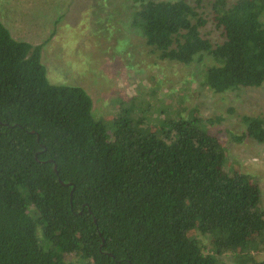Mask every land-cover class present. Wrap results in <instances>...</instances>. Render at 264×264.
<instances>
[{"label": "trees", "instance_id": "16d2710c", "mask_svg": "<svg viewBox=\"0 0 264 264\" xmlns=\"http://www.w3.org/2000/svg\"><path fill=\"white\" fill-rule=\"evenodd\" d=\"M211 12L219 44L202 36L206 20L185 0H142L130 24L162 60L209 56L200 83L213 93L261 86L264 0H214ZM42 47L0 20V264H65L67 255L81 264H226L224 252L264 264L250 254L264 249L261 190L223 171L211 120L192 109L144 127L131 99L106 124L83 87L49 82ZM241 120L234 139L264 142L262 117Z\"/></svg>", "mask_w": 264, "mask_h": 264}, {"label": "rangeland", "instance_id": "374dc122", "mask_svg": "<svg viewBox=\"0 0 264 264\" xmlns=\"http://www.w3.org/2000/svg\"><path fill=\"white\" fill-rule=\"evenodd\" d=\"M142 0H0V20L18 40L43 43L41 61L52 84L83 87L93 102V115L109 124L120 103L134 99L142 126L155 128L166 116H186L192 109L217 134L226 151L223 171L249 175L261 190L264 206V142L236 140L244 130L243 115L264 119V83L213 93L200 83L209 56L190 64L162 60L132 27L131 14ZM174 1V0H170ZM206 20L200 28L212 44L223 40L212 20L214 0H185ZM231 1V0H230ZM143 111V112H142ZM207 251L206 235L194 231ZM244 254V253H242ZM264 259V249L250 253ZM226 264H245L247 255L224 252ZM65 264H81L67 255Z\"/></svg>", "mask_w": 264, "mask_h": 264}, {"label": "water", "instance_id": "95a60500", "mask_svg": "<svg viewBox=\"0 0 264 264\" xmlns=\"http://www.w3.org/2000/svg\"><path fill=\"white\" fill-rule=\"evenodd\" d=\"M54 170L56 171V166L54 165ZM70 184V183H69Z\"/></svg>", "mask_w": 264, "mask_h": 264}, {"label": "crops", "instance_id": "0c3cea01", "mask_svg": "<svg viewBox=\"0 0 264 264\" xmlns=\"http://www.w3.org/2000/svg\"><path fill=\"white\" fill-rule=\"evenodd\" d=\"M32 44H39V43H32Z\"/></svg>", "mask_w": 264, "mask_h": 264}]
</instances>
